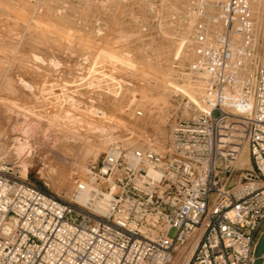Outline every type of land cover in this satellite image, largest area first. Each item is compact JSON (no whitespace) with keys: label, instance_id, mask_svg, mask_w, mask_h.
Returning <instances> with one entry per match:
<instances>
[{"label":"built area","instance_id":"built-area-1","mask_svg":"<svg viewBox=\"0 0 264 264\" xmlns=\"http://www.w3.org/2000/svg\"><path fill=\"white\" fill-rule=\"evenodd\" d=\"M252 1L199 5L189 69L208 111L175 120L165 151L110 145L65 198L0 161V264H253L264 230V28L259 39ZM242 146L251 168L226 187Z\"/></svg>","mask_w":264,"mask_h":264},{"label":"rangeland","instance_id":"rangeland-1","mask_svg":"<svg viewBox=\"0 0 264 264\" xmlns=\"http://www.w3.org/2000/svg\"><path fill=\"white\" fill-rule=\"evenodd\" d=\"M213 1L0 0V161L65 198L110 145L165 151L208 110L189 39ZM252 10L260 39L264 0ZM240 148L226 187L251 168Z\"/></svg>","mask_w":264,"mask_h":264},{"label":"water","instance_id":"water-1","mask_svg":"<svg viewBox=\"0 0 264 264\" xmlns=\"http://www.w3.org/2000/svg\"><path fill=\"white\" fill-rule=\"evenodd\" d=\"M234 156H235L234 154H231V157L234 158ZM263 251H264V230L262 231L257 241L253 264H260V256L263 253Z\"/></svg>","mask_w":264,"mask_h":264},{"label":"bare ground","instance_id":"bare-ground-1","mask_svg":"<svg viewBox=\"0 0 264 264\" xmlns=\"http://www.w3.org/2000/svg\"><path fill=\"white\" fill-rule=\"evenodd\" d=\"M36 3V2H35ZM258 7H259V4H257L256 5V9H258ZM14 10V9H13ZM33 10V9H32ZM34 15V14H33ZM5 17H7V16H5ZM59 17V16H58ZM53 19V18H52ZM12 20V19H11ZM60 21V20H59ZM58 21V22H59ZM48 23H50V22H48ZM30 24V23H29ZM33 24V23H32ZM50 29V28H49ZM55 30V29H54ZM33 31V30H32ZM57 33V32H56ZM51 35V34H50ZM55 35V34H54ZM53 35V36H54ZM48 36V35H47ZM52 36V35H51ZM53 38V37H52ZM59 38V37H58ZM25 41V40H24ZM44 42V41H43ZM79 42V41H78ZM95 42V41H94ZM95 44V43H94ZM47 45V44H46ZM54 45V44H53ZM63 45V44H62ZM78 45V44H77ZM60 48V47H59ZM76 48V47H75ZM53 52V51H52ZM12 59H13V57H12ZM5 80V79H4ZM208 111V110H207ZM240 149H242V148H240ZM239 150V149H238ZM238 150H237V152H238ZM236 152V153H237ZM235 157V156H234ZM234 160V159H233ZM232 160V161H233ZM230 165H231V163H230ZM23 169H24V171H25V168L23 167ZM24 171H22V175H24ZM151 174H153V175H155L156 176V173L155 172H150ZM87 197H88V189H83L82 191H80L79 193H78V195L76 196V200L78 201V202H80V203H83V202H85L86 201V199H87Z\"/></svg>","mask_w":264,"mask_h":264}]
</instances>
